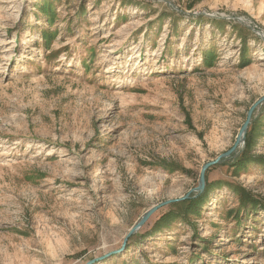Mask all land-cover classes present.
I'll list each match as a JSON object with an SVG mask.
<instances>
[{
  "label": "rangeland",
  "instance_id": "rangeland-1",
  "mask_svg": "<svg viewBox=\"0 0 264 264\" xmlns=\"http://www.w3.org/2000/svg\"><path fill=\"white\" fill-rule=\"evenodd\" d=\"M262 35L264 0H0V264H264V102L122 250L236 143Z\"/></svg>",
  "mask_w": 264,
  "mask_h": 264
},
{
  "label": "water",
  "instance_id": "water-1",
  "mask_svg": "<svg viewBox=\"0 0 264 264\" xmlns=\"http://www.w3.org/2000/svg\"><path fill=\"white\" fill-rule=\"evenodd\" d=\"M240 23L244 24L246 27L254 30L256 33L260 34L257 30H255L254 27H252L250 24H248V22L246 20H244L243 18H238L237 19ZM262 38L264 39V35H262ZM264 102V97L261 98L258 102H256L252 107L251 109L249 110L248 112V116H247V121L246 123L243 125L239 135H238V138H237V141L236 143L234 144V146L229 150L227 151L226 153L220 155L215 161L213 162H210V163H207L203 169H202V172H201V176H200V181H199V185L194 188L189 194H187L185 197L183 198H180V199H177V200H169L167 202H164L158 206H155L154 208H152L151 210H149L143 217L142 219L136 224L133 226V228L130 230V232L128 233L125 241H124V246L122 248V250L125 248L126 244H127V241L129 240L130 237H132L133 235L137 234L142 228L143 226L147 223V221L151 218V216L157 212L160 208L166 206V205H170L172 203H177V202H181L183 200H186V199H189L190 198V194L193 193V192H196V193H203L205 191V187H206V171L211 168L212 166H215V165H218V164H222L224 161L232 158V156L235 155L238 147L242 144V142L244 141V138H245V135H246V131H247V128L251 122V118H252V115L253 113L255 112V110L257 109V107L259 105H261L262 103ZM121 250V251H122ZM104 259V257H101V258H97V259H94L92 261H90L89 263L87 264H94L96 263L97 261H100Z\"/></svg>",
  "mask_w": 264,
  "mask_h": 264
},
{
  "label": "trees",
  "instance_id": "trees-1",
  "mask_svg": "<svg viewBox=\"0 0 264 264\" xmlns=\"http://www.w3.org/2000/svg\"><path fill=\"white\" fill-rule=\"evenodd\" d=\"M244 56V55H243ZM189 120V118H188ZM252 147V140L251 137H247V151L250 152ZM247 154L244 156V159H238L237 164L235 167H240L243 168L246 166V164L251 160L246 159ZM206 182H207V177H206ZM245 189L240 188V191H244ZM208 192H209V185L207 182L206 190L204 193H198L196 194L195 197H190L188 200L183 201L181 203H178L174 205V207L177 208V211L169 212L165 214L162 217V222L164 224H169L170 222H175V221H180L182 222H187L189 223V216H197L202 210V207L206 205L207 203V197H208ZM243 205H245L243 203ZM158 231V230H156Z\"/></svg>",
  "mask_w": 264,
  "mask_h": 264
},
{
  "label": "bare ground",
  "instance_id": "bare-ground-1",
  "mask_svg": "<svg viewBox=\"0 0 264 264\" xmlns=\"http://www.w3.org/2000/svg\"><path fill=\"white\" fill-rule=\"evenodd\" d=\"M64 62H67V58L66 57H63L62 59Z\"/></svg>",
  "mask_w": 264,
  "mask_h": 264
}]
</instances>
